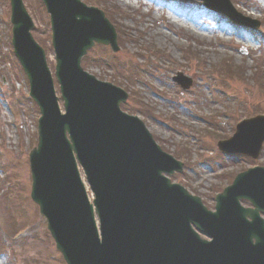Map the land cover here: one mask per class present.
<instances>
[{"label":"rangeland","instance_id":"374dc122","mask_svg":"<svg viewBox=\"0 0 264 264\" xmlns=\"http://www.w3.org/2000/svg\"><path fill=\"white\" fill-rule=\"evenodd\" d=\"M22 1L53 73L48 17L40 0ZM230 1L258 27L234 26L204 10L199 0H81L109 11L125 37L117 53L91 49L83 59L85 70L128 94L123 110L136 115L162 150L184 164L171 182L209 210L235 174L264 167V142L255 161L216 151L217 141L230 138L238 121L264 116L263 87L252 86L254 69L264 68V0ZM8 4L0 0V264H64L28 198V152L36 143L38 111L12 57ZM226 61L239 65L241 76L227 75ZM176 73L190 77L192 87L182 91L172 80ZM18 230L22 236L13 240Z\"/></svg>","mask_w":264,"mask_h":264},{"label":"water","instance_id":"95a60500","mask_svg":"<svg viewBox=\"0 0 264 264\" xmlns=\"http://www.w3.org/2000/svg\"><path fill=\"white\" fill-rule=\"evenodd\" d=\"M70 2L85 11H76L70 8L67 2L61 0H48L46 3L51 14L55 16L52 45L56 52V76L63 83V96L69 108L67 118L58 116L55 107L53 108V93L50 78L44 66L43 53L33 44L28 35L29 22L19 5V0H12V4L17 7L26 22L22 24L23 34L19 28L15 32L14 52L29 79L30 96L39 103L42 114L39 120L38 145L30 154L34 186L32 199L39 205V212L45 218L48 230L56 242V248L61 252L66 264H108L101 263L97 258L101 252H106L104 241L117 235H101V242L98 241L91 206L87 204L81 184L73 175L75 170L72 158L67 159L68 175L62 186L45 187V190H37L35 187L38 173L34 162L39 158L41 151H45L48 148L47 145L52 143L61 153L66 154L65 138L62 135L59 137L48 134L50 126H56L59 133L67 129L72 135L74 142L72 148L75 149L77 158L84 164L87 179L94 189L96 198L94 205L100 217V223L102 224L106 219L102 224V234L107 228L115 227L117 221L107 217L117 208L125 206L126 196L140 188L143 192L146 190L144 196L155 195L156 192L148 185L154 178L164 189L165 198L177 199V194L181 197H185L186 194L177 187L169 186L168 182L161 177L159 169L169 161L171 162V159L161 154L152 144L140 122L119 113L116 104L118 97L115 96L117 90L108 85L96 83L93 78L82 74L78 67L79 58L93 40L106 41V38L102 39L101 32L106 22L98 13L100 18L92 19L97 28V38L90 37L85 31L89 26H83V23L77 19L78 15L82 17L88 10L75 0ZM224 2L225 5L228 4ZM84 16L91 19L90 15ZM78 95L83 104H79ZM245 126L254 129L258 135L256 138L259 137V139L257 141L247 137L244 145L237 149L256 158L264 135V120L256 118L242 122L237 126V131L239 132ZM232 141L231 139L230 142ZM223 145L228 144L220 143L219 147L222 148ZM52 174L49 185L58 183V173L52 172ZM168 188L174 190L169 191ZM238 200H248L254 209H242L238 205ZM216 203V213L213 215L204 213L214 221L216 220L211 221L213 224H217L215 232L207 235L212 239L211 242L203 243L195 238L196 243L187 245L188 247L175 260L162 261V263L153 260H144V262L147 261L148 264H264V221L258 214L264 213V169L249 170L239 175L232 187L218 197ZM195 204L199 205L196 200ZM177 206L182 207L181 204ZM187 212L191 214L192 209H188ZM247 218L250 222H247ZM256 224L260 227L261 233L253 232ZM181 231L182 226L180 233ZM145 235H157V230ZM149 239H152L151 236L142 239L143 246L147 245ZM174 246L171 242V252L175 257L177 250Z\"/></svg>","mask_w":264,"mask_h":264},{"label":"bare ground","instance_id":"6f19581e","mask_svg":"<svg viewBox=\"0 0 264 264\" xmlns=\"http://www.w3.org/2000/svg\"><path fill=\"white\" fill-rule=\"evenodd\" d=\"M114 221V219H112ZM253 232L256 234L261 233L260 227L254 225ZM111 240V239H109ZM112 241V240H111ZM113 242V241H112ZM115 244H119L121 246L120 250H108L105 253H100V256L97 258L98 261L101 263H108V264H148V262H144L142 256L138 253H133L124 249V246L121 245L120 242H116Z\"/></svg>","mask_w":264,"mask_h":264}]
</instances>
